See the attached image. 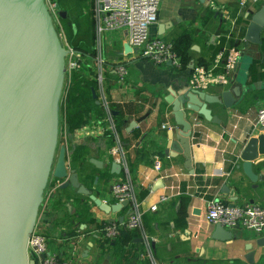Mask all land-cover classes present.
<instances>
[{
	"label": "crops",
	"instance_id": "crops-1",
	"mask_svg": "<svg viewBox=\"0 0 264 264\" xmlns=\"http://www.w3.org/2000/svg\"><path fill=\"white\" fill-rule=\"evenodd\" d=\"M208 1L161 2L158 20L151 26L150 32L152 36L172 43L184 37L189 49L184 60L178 53L182 61L180 68L172 63L158 65L149 58L138 57L132 48L126 52V31L104 33L100 48L98 41L96 45L98 53L101 50V57L106 61L102 66V88L110 104L108 121L112 117L115 124V130L111 129L115 134V142H110L109 137L104 136V130L110 125L106 129L101 122L98 124L92 121V125L88 124L78 132L69 133L63 120L61 143L67 147V156L71 146H86L89 170L83 171L86 174L81 176L82 173L76 169L80 182L94 190L104 201L113 203L116 202L112 197V185L126 177V170L124 164L120 163L123 166L122 172L110 174L111 163L114 159L118 162L112 150L118 146L124 152L128 169L132 167V173L129 170V174L142 204L144 220L146 218L155 227L154 233H148L153 255L155 248L168 250V254L162 258L154 255L159 264H250L245 259L248 252L245 246L248 244H252L256 252L254 264H264V247L256 245V240L264 237V230L260 233L234 230L236 239L224 242L211 237L214 225L205 219L207 204L212 199L264 206V182H251L243 172L240 159L249 140L264 134V126L257 122V111L264 105V30L261 34L262 44L248 42L245 38L252 15L264 6V2L252 8H241L238 0H214L219 6L229 9L234 23L227 24L221 13L213 10ZM232 24L234 29L230 32ZM219 33L222 34L220 41L216 45L210 44V37ZM224 48L226 51L236 48L240 52V58L231 72V80L225 85H211L206 91L217 95L222 90L245 84L251 90L242 98H237L231 108L216 102L208 105L220 123L207 121L188 111L193 122L191 172L186 168L182 154L175 157L165 154L170 141L169 132L175 127L172 105L166 97L169 88L178 91L190 86L195 67L214 66L219 51ZM118 61L127 65L128 76L125 82L118 78L114 65ZM94 65L98 75L96 58ZM222 65L221 61L218 66ZM221 69L217 67L216 70ZM111 110L118 114L113 116ZM116 121L122 128L123 143L116 132ZM132 122L134 126L129 129ZM197 122H200L199 125ZM91 158L103 161L107 168H97L90 161ZM157 161L160 162V169H156ZM254 162V171L264 175V154H260ZM96 176H99L97 184ZM158 182L162 183L157 188ZM56 183L59 188L60 182ZM225 184L232 193L223 191ZM55 193L47 200L45 196L35 226L49 236L50 250L70 258L73 264H129L111 246L106 245L102 250L99 245L100 235L97 233L106 222L125 221L128 211L126 206L119 212L106 214L88 197L77 194L71 187L66 189L67 194H63V197L60 195L64 204L62 208L53 209ZM68 195L73 198H67ZM163 195L168 200L161 203ZM234 197L238 199L234 200ZM183 198L187 200L183 201ZM83 203L89 206V216L82 218L84 220H71L72 213L79 211ZM154 204L158 205L156 211L150 209ZM176 216L184 218L185 223L176 220ZM138 233L134 241L144 248L139 256V264H151L145 241L141 232ZM138 238L143 241L138 242ZM120 242L130 255L138 252V247L131 245L127 238Z\"/></svg>",
	"mask_w": 264,
	"mask_h": 264
},
{
	"label": "water",
	"instance_id": "water-1",
	"mask_svg": "<svg viewBox=\"0 0 264 264\" xmlns=\"http://www.w3.org/2000/svg\"><path fill=\"white\" fill-rule=\"evenodd\" d=\"M199 1L205 3L207 0ZM59 14L63 18L67 16L63 10ZM263 30L264 6L252 15L246 40L262 44ZM124 48L126 52L131 50L129 42ZM69 53L61 42L46 0H0V264H39L29 256L28 244L50 178L60 182V189L72 187L77 194L87 196L106 214L119 212L128 204L127 200L121 203L104 201L81 183L77 170L68 164L66 145L59 143L60 104ZM250 90L245 84L211 95L190 86L178 91L169 88L166 100L172 105L175 127L169 132L165 154L171 157L182 154L186 168L192 172L193 122L188 111L220 123L208 105L216 102L231 108L237 98ZM92 94L96 103L101 104L95 88ZM111 113L118 114L115 110ZM133 126L132 122L129 129ZM260 154H264V134L251 138L240 155L244 174L255 184L264 182V175L253 168ZM90 161L97 168L105 167L103 161L95 158ZM122 169L114 159L110 174H120ZM98 180L96 176V184ZM160 183L156 184L157 188ZM223 191L232 193L226 184ZM211 237L224 242L236 239L234 232L221 224L214 225ZM137 241L143 240L138 238ZM256 245L264 247V237L258 238ZM245 248L248 251L245 259L254 264L253 245Z\"/></svg>",
	"mask_w": 264,
	"mask_h": 264
},
{
	"label": "built area",
	"instance_id": "built-area-1",
	"mask_svg": "<svg viewBox=\"0 0 264 264\" xmlns=\"http://www.w3.org/2000/svg\"><path fill=\"white\" fill-rule=\"evenodd\" d=\"M241 8H252L264 0H238ZM162 0H91V11L93 14L95 27L99 36L98 47L100 48L102 36L104 33L116 31H126L127 40L130 47L136 50V55L142 58H149L155 64L164 65L171 62L175 67L180 68L182 61L179 54L174 50L172 42L161 37L152 36L151 26L157 22L159 9ZM210 7L221 13L222 19L227 24L234 23L229 9L219 6L214 0H209ZM47 6L54 16L58 15V4L56 0H46ZM232 28L229 31H233ZM222 37V34H213L209 43L216 45ZM71 52V51H70ZM77 57L71 61L67 73L72 70L80 69L86 63L85 56L79 51ZM240 58V52L236 48L221 49L217 55L214 66L207 68L197 66L194 68L190 80V86L195 89L206 90L211 85H225L231 80V72ZM98 61V99L101 101L107 112L110 114V104L102 88V66L106 63L101 57V50L96 55ZM221 61L222 66H218ZM118 78L125 82L128 76L127 65L118 61L115 64ZM221 67V70H216ZM257 122L264 126V105L257 111ZM109 128L115 130L113 118L110 117ZM112 154L117 156L118 162L123 163L126 170V177L123 180L116 181L112 185V197L116 203L125 200L127 204V217L123 222L118 220L106 222L98 230L101 240H113L117 238L121 230H138L145 241L148 256L151 264H159L153 255L150 243V235L144 225V212L141 201L137 198L134 183L130 177L129 169L125 160L124 152L117 146L112 150ZM160 162L157 161L156 169H160ZM57 187V185H56ZM55 191V190H54ZM54 191L48 193V198ZM168 197L163 195L161 203L167 201ZM153 211L158 210V205L154 204L150 208ZM205 219L207 222L215 225L221 224L227 229L248 230L260 233L264 230V206L256 203L236 204L212 199L208 202ZM29 256L38 260L39 264H73V260L64 257L58 252L50 250V238L41 229L35 227L30 236L28 244Z\"/></svg>",
	"mask_w": 264,
	"mask_h": 264
},
{
	"label": "trees",
	"instance_id": "trees-1",
	"mask_svg": "<svg viewBox=\"0 0 264 264\" xmlns=\"http://www.w3.org/2000/svg\"><path fill=\"white\" fill-rule=\"evenodd\" d=\"M90 1L91 0H75V3L77 4L76 7L79 9L80 14L84 13V10H88L90 8ZM64 10H66L67 12V17H61V21L65 22L70 19L72 20L70 9ZM94 24L95 22L91 11L89 13H86L85 15H82L81 20L74 19L71 32H69V34L67 35L70 45L77 51H80L87 59L85 65L82 68L72 70L71 72H68L66 76V84L63 90L61 111L63 113V120L66 123V127L69 133L78 132L86 125L88 126V124L92 125V121H95V123L98 124L101 122L105 128L109 126V115L107 110L103 105L96 103L92 94V89L97 88V71L94 63L96 54L98 53V48L94 40V34L96 29ZM83 26L88 27L90 35L86 33L84 36H82L81 32ZM173 46L174 50L177 53H180L184 60V56H186V52L189 49V44L186 43L184 37H180L174 40ZM117 119L118 117H116V120ZM117 122L118 121H116V132L119 138L121 139V142L123 143L124 139L121 135L122 128H120ZM104 131V136L109 137L110 142H115L114 132L109 128ZM69 150V155L67 156L69 165L72 168L78 169L79 171L87 172L89 170L87 168V164L89 163L87 158L88 152L86 146L84 144H76V146L74 147L71 146ZM129 170L132 173V167L129 168ZM91 173L89 174V177ZM55 182L56 180L53 181V184H55ZM56 192L57 193H55L56 195L54 197L55 200L53 201L54 203L52 205L53 209L62 208L64 204L61 202V197H63V194H67L66 189L57 188ZM67 198H73V196L68 195ZM184 199L187 200V198H183L182 200L184 201ZM172 203L175 204V201H173ZM81 206L82 207L79 208V211H75L72 213L70 218L71 220H84L82 218H86L87 216H89V206L87 205V203H83L81 204ZM175 219L179 220V222L185 223L184 218L176 216ZM144 221L147 232L149 234L154 233L155 227L153 226V224L148 223L146 218ZM137 235H139L137 230L125 229L121 231V235L119 237L113 240H100L99 245L102 250H104L106 245H109L115 250L116 254L120 256V258H125L129 264H131V262L139 264V256L140 253L144 251V248L143 245L138 244L134 241ZM126 238L127 241L131 242V245L138 247V252L132 253L130 255L129 251L124 247L123 243L120 242L122 239L124 240ZM167 252L168 250H166V248H155L154 255L157 258H162L163 256L168 254ZM143 264H146V262H143Z\"/></svg>",
	"mask_w": 264,
	"mask_h": 264
},
{
	"label": "rangeland",
	"instance_id": "rangeland-1",
	"mask_svg": "<svg viewBox=\"0 0 264 264\" xmlns=\"http://www.w3.org/2000/svg\"><path fill=\"white\" fill-rule=\"evenodd\" d=\"M56 1H57V4H58L59 11H58L57 18H55V25H56V28L58 30V33H59V36H60V39H61L62 44L69 51H71L69 53V55L66 57V64H67V69H68L69 68V64L71 63L72 60H74L77 57V54L78 53L75 52L77 50L74 49L70 45L67 35L69 34V32H71V28H72V24H73L74 19L81 20L82 15H85L86 13L91 12V1H90V8L88 10H84V13H82V14L79 13V9L76 7L77 4L75 3V0H60V1L59 0H56ZM64 9H70V13H71L72 20L70 19V20L65 21V22L61 21V17L62 16H60L59 12H60V10L66 11ZM66 19H69V18H66ZM86 33H88L90 35V31H89L88 27L87 26H83L82 27V32H81L82 36H84ZM94 40H95L96 44H97V41H99V36L97 34L96 29H95V34H94ZM61 103H62V100H61ZM62 122H63V113L61 111V104H60V138H59V143L62 142V135H61V129H62L61 128V123ZM80 172L82 173L81 176H83V174L84 175L86 174L83 171H80ZM53 181L54 180L52 178H50L49 183H48V186H47L46 191H45V196H47L46 200L48 199V193L50 191L56 190V188H57L56 185L53 184Z\"/></svg>",
	"mask_w": 264,
	"mask_h": 264
},
{
	"label": "flooded vegetation",
	"instance_id": "flooded-vegetation-1",
	"mask_svg": "<svg viewBox=\"0 0 264 264\" xmlns=\"http://www.w3.org/2000/svg\"><path fill=\"white\" fill-rule=\"evenodd\" d=\"M56 181H57V180H56ZM55 183H56V182H55ZM56 184H57V183H56ZM56 184H55V185H56ZM57 186H58V185H57ZM57 188H58V187H57ZM57 188H56V190H57ZM56 190H55V191H56Z\"/></svg>",
	"mask_w": 264,
	"mask_h": 264
}]
</instances>
